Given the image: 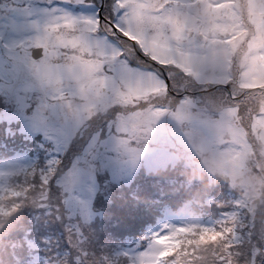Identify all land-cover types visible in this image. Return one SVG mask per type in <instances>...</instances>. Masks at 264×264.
Segmentation results:
<instances>
[{
    "label": "rangeland",
    "instance_id": "1",
    "mask_svg": "<svg viewBox=\"0 0 264 264\" xmlns=\"http://www.w3.org/2000/svg\"><path fill=\"white\" fill-rule=\"evenodd\" d=\"M32 2L0 0V108L14 104L17 111L22 110L24 98L37 95L25 73L39 72L53 90L33 123L46 127L49 138H34L31 132L21 138L17 127L22 121L12 111L0 113L1 136L11 142L35 141V148L46 151L47 156L54 149L49 163L58 162L65 150L74 151L76 143L87 139L83 154L73 159L75 171L65 170L60 181L74 191L73 206L88 210L93 199L103 193L108 177L101 170L108 171L111 181L129 179L141 164L150 170L173 164L178 169L198 172L203 178L204 174L211 180L220 176L231 184L237 176H243L242 161L257 151H252L247 124L264 143V0H84L85 5L94 7H81L75 0L73 4L56 0L74 15L91 18L78 24L64 19L56 23L37 16L28 9ZM129 4L140 6L135 16L126 14ZM161 4L174 13L164 17ZM100 7L99 17L109 20L113 15L116 29L149 52L151 60L137 52L139 59H133L130 65L121 60L125 54H133L130 48L111 45L103 38L89 44L87 37H95L98 29L107 33L109 40L115 34L95 19ZM194 7L200 8V19L179 11ZM45 19L47 25L42 23ZM37 21L41 32L47 26L51 39L36 40L38 33L32 25ZM217 36H227L231 46L227 52L216 46ZM37 48L43 50L42 60L33 56ZM10 53H18L26 62H17ZM73 55L77 59L68 64L61 59ZM160 65L173 69L167 73L168 88L158 74H152ZM148 67L152 73H144ZM176 70L187 78L177 81ZM234 78L236 85L230 95L203 94L209 87L223 89L231 85ZM192 83L203 85V89H193ZM170 88L174 89L173 98L162 99L158 106L156 98ZM94 126L98 128L93 130ZM225 145L231 147L226 149ZM27 152H11L0 158L4 159L0 163V197L8 180L17 172L27 171L37 159V153L33 157ZM193 156H202L199 165H192ZM261 191L257 182L254 192L246 197L249 201L257 195L256 203L247 208L263 205L257 203ZM236 212L229 211L221 219H233ZM219 221L203 219L186 204L167 212L149 231L147 248H122L118 240L112 239L108 244L110 253L120 254L125 264L130 260V264H165L162 255L189 230L197 226L213 229ZM256 226H251L254 244L239 252L242 264L259 258L253 249L255 241H260ZM68 248V261L74 264L82 262L81 251L91 250L73 239L68 240ZM124 250L131 258L121 254Z\"/></svg>",
    "mask_w": 264,
    "mask_h": 264
},
{
    "label": "trees",
    "instance_id": "2",
    "mask_svg": "<svg viewBox=\"0 0 264 264\" xmlns=\"http://www.w3.org/2000/svg\"><path fill=\"white\" fill-rule=\"evenodd\" d=\"M103 20L99 26L103 27L104 23L116 34L114 16L111 15L109 20L103 16ZM97 128L94 126L93 130ZM247 129L254 151L262 143L252 126L247 124ZM1 131L0 128V158L24 150L33 157L37 153L38 157L27 171L17 172L8 180L0 197V261L14 262L22 258L24 264H74L68 261L71 255L68 240L73 239L78 245L91 249L81 251L83 260L80 264H125L120 254L110 253L108 244L112 239L118 240L122 248L139 247L142 232L147 231L161 213L192 202V209L206 217L217 218L229 210L238 212L233 219L217 222L213 229L197 227L189 230L163 255L165 264H242L239 252L246 245L254 244L251 226L255 224L261 243L255 241L253 249L257 250L259 258L250 264H264V192L261 191L257 200L262 206L247 208L246 205L256 203L257 195L249 201L238 199L229 186L231 182L225 178L219 176L211 180L207 174L203 178L198 172L178 169L173 164L156 170L141 164L129 179L119 181L109 180L108 171L101 170V174H107V185L86 210V207L73 206L74 195L71 194L74 191L60 181L65 170L75 171L73 159L83 154L87 139L76 143L74 151L65 150L58 162L49 163L54 149L47 156L46 151L35 148V141H5ZM25 136L21 134V138ZM252 155L251 152L249 156ZM193 159L192 165L197 166L202 156H193ZM2 161L4 159H0V163ZM134 164L137 162L133 161ZM72 175L74 180L76 173ZM109 184L115 187L111 188ZM177 188L179 193L173 194ZM162 191L168 195L162 196ZM123 253L130 256L126 250Z\"/></svg>",
    "mask_w": 264,
    "mask_h": 264
},
{
    "label": "clouds",
    "instance_id": "3",
    "mask_svg": "<svg viewBox=\"0 0 264 264\" xmlns=\"http://www.w3.org/2000/svg\"><path fill=\"white\" fill-rule=\"evenodd\" d=\"M139 5L136 4H129L126 7V14L130 16H135L137 13V9L139 8ZM160 7L163 9L162 15L164 17L169 16L170 14H173L175 10L171 9L170 7H166L165 5L161 4ZM182 13H185L186 15H189L195 19H200L201 18V12L199 7H194L188 10L181 9L179 10ZM44 25H47L48 20L45 19L42 22ZM41 37L47 41L52 38L51 33L48 31H43L41 32ZM103 38L104 40H107L109 44L123 48L125 50L131 49L132 50V55L129 56L125 54L124 56L121 57V60L127 62L128 64L131 65L133 59L138 60L139 56L136 55L137 52L141 53L143 56L147 57L148 60H151L152 57L149 54V52L145 51L143 48H140L135 41H131L130 38L124 40L123 42L115 36V34H112V38L109 40L108 34L103 32L102 30H97L95 37H87L89 44L91 45L95 39ZM217 41L216 46L218 48L224 49L225 52H227L230 49V45L227 43V36H217L215 38ZM199 43V40L197 39L196 41ZM207 45H205V48ZM11 54V53H10ZM61 59L65 62V64H68L69 61H75L77 59L76 56H65L61 57ZM117 63H120L117 61ZM164 71L160 72L159 70L157 73H152V68L148 67L145 68L143 71L144 73H152L153 75L158 74L159 79L164 82L165 87L168 88V85L170 81L167 79V73L169 70H173L171 66L169 65H160ZM139 75V73H138ZM117 76H119V72L117 73ZM187 77H184V74L180 73L178 70H176V80L179 81L181 79H185ZM25 79L29 80L31 86L36 88L38 91L42 90L45 86L46 83L51 84L50 82H46L39 72H32L29 70L28 72L25 73ZM190 79V78H188ZM236 81L235 78L233 80V83L231 85L225 86L223 89L219 88H213L209 87L208 89L204 90L205 95H217L220 94L223 96L224 92H228L229 95L231 94V90L235 88ZM113 87H115V84H113ZM191 87L193 89L200 88L203 89V85H199L196 83H192ZM173 92L174 89H168L167 93H161L160 96L156 98V103L157 105H161V101L164 98H173ZM180 99H183L181 96ZM225 103H227V98H225ZM142 107H147V105H142ZM231 145H225V148H230ZM242 172L243 176H237L236 181L234 184H230L229 186L233 188L234 194L238 199L244 200L246 197L251 195L254 192L255 187L257 186V182H259V187L261 188L262 192H264V143L260 144L257 146V151L255 155L248 156L245 160L242 161ZM180 189L177 188L173 191V194L179 193ZM162 196L168 195L166 192H161ZM23 212V210H22ZM0 264H24V261L22 258H17L15 261H8V260H3L0 261Z\"/></svg>",
    "mask_w": 264,
    "mask_h": 264
},
{
    "label": "snow or ice",
    "instance_id": "4",
    "mask_svg": "<svg viewBox=\"0 0 264 264\" xmlns=\"http://www.w3.org/2000/svg\"><path fill=\"white\" fill-rule=\"evenodd\" d=\"M63 2L66 4H73V0H63ZM75 4L81 7H94V5L91 4L85 5L84 0H75ZM28 9L29 11L33 12V14L48 18L49 20L55 21L56 23H59L61 19H64L71 20L73 24H78L91 19L90 17H85L83 14H79V16L74 15L72 12L57 4L56 0H33V2L28 5ZM58 14H62V16ZM95 19H100L99 13L95 14ZM32 27H34L38 33L36 40H39L41 38L40 21H37L34 25H32ZM44 30L48 31L47 26L44 28ZM11 55L17 62H26L25 58L20 57L18 53H11ZM43 56V50H40L36 59L42 60ZM31 88L37 93V95L26 96L23 101L24 107L22 110L17 111L14 104L11 107L3 105V107L0 108V113H5L6 111L14 112L15 118L22 121V123H20L17 127V131H19L21 134L27 135L29 132H31L34 138L43 136L45 139H48L49 134L46 127L37 125L33 123V121L35 120L36 115L40 113L43 106V101L49 94H51L53 85L46 83L44 88L39 91L33 86H31ZM0 122H3L2 118H0ZM8 122L11 123V118L8 119Z\"/></svg>",
    "mask_w": 264,
    "mask_h": 264
},
{
    "label": "water",
    "instance_id": "5",
    "mask_svg": "<svg viewBox=\"0 0 264 264\" xmlns=\"http://www.w3.org/2000/svg\"><path fill=\"white\" fill-rule=\"evenodd\" d=\"M101 10H102V8L100 7V10H99V14L101 15ZM103 17H101V19H102ZM40 50H42V49H40V48H37V49H34V51H33V56L34 57H37V54H38V52L40 51Z\"/></svg>",
    "mask_w": 264,
    "mask_h": 264
},
{
    "label": "flooded vegetation",
    "instance_id": "6",
    "mask_svg": "<svg viewBox=\"0 0 264 264\" xmlns=\"http://www.w3.org/2000/svg\"><path fill=\"white\" fill-rule=\"evenodd\" d=\"M118 38L122 39L119 34L116 35Z\"/></svg>",
    "mask_w": 264,
    "mask_h": 264
},
{
    "label": "bare ground",
    "instance_id": "7",
    "mask_svg": "<svg viewBox=\"0 0 264 264\" xmlns=\"http://www.w3.org/2000/svg\"><path fill=\"white\" fill-rule=\"evenodd\" d=\"M194 212H196V210H195V208L194 209H192Z\"/></svg>",
    "mask_w": 264,
    "mask_h": 264
}]
</instances>
